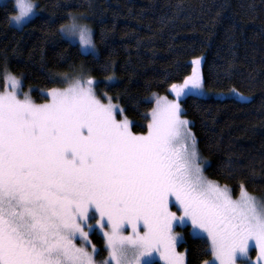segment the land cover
Segmentation results:
<instances>
[{
	"label": "snow or ice",
	"instance_id": "6c2138e0",
	"mask_svg": "<svg viewBox=\"0 0 264 264\" xmlns=\"http://www.w3.org/2000/svg\"><path fill=\"white\" fill-rule=\"evenodd\" d=\"M15 8L9 23L22 26L36 5L15 0ZM58 32L64 37V24ZM71 32H77L76 25ZM78 36L79 49L101 70L112 71L111 63L100 62L89 31L79 28ZM192 64L182 83L170 85L175 99L153 96L156 106L146 134L134 133L127 117L117 118L124 109L107 93V103L98 98L94 77L83 69L71 77L63 74L62 82L71 80L68 86L48 89L47 102L36 104L28 93L20 98L21 81L5 67L0 264H97L99 250L89 239L94 232L102 235L107 252L99 264H155L153 253L165 264H184L176 252L182 240L177 226L205 241L210 259L203 264H237L253 243L264 257V202L243 183L234 199L227 185L208 179L201 167L190 121L179 103L206 95L201 60ZM128 228L131 233L125 234Z\"/></svg>",
	"mask_w": 264,
	"mask_h": 264
},
{
	"label": "trees",
	"instance_id": "16d2710c",
	"mask_svg": "<svg viewBox=\"0 0 264 264\" xmlns=\"http://www.w3.org/2000/svg\"><path fill=\"white\" fill-rule=\"evenodd\" d=\"M38 13L22 26L9 23L17 13L9 0L0 4V91L4 71L23 81V89L42 102L44 93L65 84L61 77L81 69L94 77L97 93H107L133 121L147 129L153 96H169L170 85L191 74L202 58L204 87L235 89L250 97H192L180 100L184 117L206 161L208 178L239 195L243 183L264 201V0H35ZM85 17L101 63L69 43L58 29L68 14ZM52 22H48L49 18ZM114 76L113 80L107 79ZM148 113L146 119L144 114ZM189 228L186 227V232ZM106 257L100 233L90 235ZM205 241L186 233L178 246L187 264H203L210 256ZM155 264L160 262L155 261Z\"/></svg>",
	"mask_w": 264,
	"mask_h": 264
},
{
	"label": "rangeland",
	"instance_id": "374dc122",
	"mask_svg": "<svg viewBox=\"0 0 264 264\" xmlns=\"http://www.w3.org/2000/svg\"><path fill=\"white\" fill-rule=\"evenodd\" d=\"M6 1H9V0H0V4H2V3H6ZM11 1H13L14 2V4H15V0H11ZM35 5H36V9H35V14L34 15H32V16H30V17H28V18H26L25 19V21L23 22V24H25L26 22H28L29 21V19H31L32 17H34L35 15H37V13H38V8H37V3H35ZM18 11V10H17ZM78 19H80L81 21H83V22H85L86 23V19H85V17H83V16H79V15H75ZM15 26H17L14 22H12ZM22 24V25H23ZM88 24V23H87ZM76 43H78V41H76ZM79 45V44H78ZM85 53V52H84ZM86 53H88V52H86ZM196 59H198V58H196ZM199 59L201 60V64H200V66H199V68H200V71H201V73H202V64H203V62H202V58L201 57H199ZM192 70H193V66H192ZM192 70H191V72L190 73H192ZM11 75H13V74H11ZM190 75V74H189ZM13 76H15V75H13ZM202 76H203V73H202ZM17 79H19L20 81H21V86H20V93H21V95H20V98L21 99H23V93H28L29 94V96L31 97V99L33 100V102L34 103H36V104H42V103H45V102H47V99H45V100H43L42 102H38V101H36L34 98H33V96H31V94L29 93V92H26L24 89H23V81H22V79H21V77H17V76H15ZM71 82V80H68L67 82H65V84L63 85V86H61V87H55V88H64V87H67L68 86V83H70ZM183 82V81H182ZM182 82H179V83H176V84H180V83H182ZM93 87H94V89H95V83H94V85H93ZM5 90H8V89H5ZM5 90H2V91H0V92H3V91H5ZM204 90H205V93H206V95L204 96V97H207V98H209V97H215V98H223V97H235V98H237V99H239V100H249L250 99V97L248 96V95H246V94H242V96L243 97H245V99H241V97L240 96H237V95H235V93L233 92V90H235V89H231V91H227V92H224V91H220V92H215V91H211V90H207V89H205V87H204ZM95 91H96V89H95ZM235 92H238L237 90H235ZM238 93H240V92H238ZM96 94H97V96H98V98H100L103 102H105V103H107L108 101H107V99L105 98V97H102V96H100L98 93H97V91H96ZM241 94V93H240ZM174 95V94H173ZM166 96V95H165ZM158 97H164V96H158ZM168 97V99L169 100H173V99H175V97L173 98V97H169V96H167ZM183 99V98H182ZM112 102L113 103H115V104H118L116 101H114L113 99H112ZM179 103H180V101H179ZM119 105V104H118ZM120 106V105H119ZM156 106V104H155V101H154V106H153V108ZM182 109H183V107H182ZM124 117H126L125 116V114L123 113V115L122 116H120V115H118V119H123ZM185 118V117H184ZM150 119H151V117H150ZM185 119H187V118H185ZM129 121H131L132 122V125H133V121L132 120H130V119H128ZM187 120H189V119H187ZM190 121V120H189ZM189 128H190V124H189ZM191 129V132L193 133V131H192V128H190ZM132 131L134 132V133H136V134H146L147 133V129L143 132V133H139V132H136V131H134L133 129H132ZM193 135H194V133H193ZM195 137V136H194ZM195 141H196V150H197V152H198V154H199V158H200V163H201V167L205 170V167H206V161H204L203 160V158L201 157V153H200V150H198V145H197V139H195ZM204 175L207 177V175H206V172L204 171ZM208 178V177H207ZM208 179H210V178H208ZM211 180V179H210ZM214 181V180H213ZM219 183V182H218ZM219 185L220 186H225L226 184H224V185H222V184H220L219 183ZM251 195H253V196H255L257 199H258V201H261V202H264L262 199H261V197H259L258 195L256 196V195H254V194H252V193H250ZM239 197V195H235L234 196V194H233V198L234 199H236V198H238ZM173 210H175V209H173ZM186 226H177L176 228H175V232L180 236V237H182V240L180 241V242H178L177 243V245H176V252L178 253V254H181V255H183V257H184V264H187V261H186V257H187V255H186V250H179L178 249V246L182 243V241H184L185 240V237H186V233L188 232V233H190L191 234V232H190V229H188V231L186 232ZM131 233V229L130 228H128L127 230H126V232H125V234H130ZM91 235V234H90ZM192 235V234H191ZM193 236V235H192ZM89 239H90V237H89ZM90 241H91V239H90ZM76 243H77V245L78 246H85L84 244H83V242L82 241H80V240H77L76 241ZM92 243V242H91ZM93 244V243H92ZM97 248V247H96ZM88 250H89V252H91V247L89 246L88 247ZM107 254V253H106ZM106 257H107V255H106ZM105 257V258H106ZM258 257H260V253H259V251H258V249L255 247V245H254V243L250 246V250H249V253H248V256L246 257V258H244V257H242V258H240V259H238V261H237V264H249V261L251 262V264H257V260H258ZM95 259H96V257H95ZM104 259V258H103ZM153 259H154V261H158V262H160V264H165V261L161 258V256H160V254L159 253H153ZM96 261H97V264H99V261L96 259ZM260 264H264V257H260Z\"/></svg>",
	"mask_w": 264,
	"mask_h": 264
},
{
	"label": "clouds",
	"instance_id": "9594fccd",
	"mask_svg": "<svg viewBox=\"0 0 264 264\" xmlns=\"http://www.w3.org/2000/svg\"><path fill=\"white\" fill-rule=\"evenodd\" d=\"M31 2L35 5V0H31ZM16 15H17V13L14 14L13 17H15ZM22 23H23V21H20V24H22ZM64 25H65V33H64V37L65 38H67V39H76L78 41L79 40V36H78L79 28H86L89 31V33L91 34V43L93 45H95L94 38H93V31H92V28H91V26L89 24L81 21L77 17H72V18H69L68 21H66L64 23ZM72 25H76L77 26V32L76 33L71 32Z\"/></svg>",
	"mask_w": 264,
	"mask_h": 264
}]
</instances>
